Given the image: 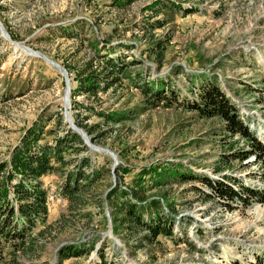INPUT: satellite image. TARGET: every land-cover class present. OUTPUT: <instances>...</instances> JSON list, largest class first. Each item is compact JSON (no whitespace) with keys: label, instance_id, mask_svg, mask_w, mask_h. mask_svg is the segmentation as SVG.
I'll return each mask as SVG.
<instances>
[{"label":"rangeland","instance_id":"rangeland-1","mask_svg":"<svg viewBox=\"0 0 264 264\" xmlns=\"http://www.w3.org/2000/svg\"><path fill=\"white\" fill-rule=\"evenodd\" d=\"M153 1L119 9L112 0H0L9 37L0 29V163L35 125L57 128L59 135L79 120L95 126V140L86 132V148L67 150L69 162L42 177L49 212L33 229V249L20 246L13 254L18 264H97L101 250L109 264H264V201L244 189L262 191L264 199V159L248 138L231 135L223 119L192 108L200 87L216 82L264 143V0H162L151 17ZM168 2L180 7L167 8ZM147 18L166 24L149 31ZM95 37L115 48L103 54L124 56L129 76L97 98L78 96L75 108L71 96L67 113L74 77L68 72L67 85L59 69L23 47L73 64L92 55L88 43ZM150 81L163 85L169 98L158 102L143 93L142 84ZM54 141L45 134L41 143ZM243 151L249 152L244 159ZM84 157L99 175L74 202L61 186ZM165 167L191 170L194 178L168 182ZM204 178L223 181L243 196L220 197ZM127 200L143 207L147 219L162 213L173 237L151 243L143 238L148 231L114 222ZM65 245L91 249L61 261ZM8 250L2 264H16Z\"/></svg>","mask_w":264,"mask_h":264},{"label":"trees","instance_id":"trees-1","mask_svg":"<svg viewBox=\"0 0 264 264\" xmlns=\"http://www.w3.org/2000/svg\"><path fill=\"white\" fill-rule=\"evenodd\" d=\"M136 0H112V5L119 9L130 7ZM162 0H155L148 9L153 10L151 17H155L161 11ZM170 9H177L178 4L168 2ZM166 24L165 19L153 20L146 19V27L149 31L163 27ZM101 41L104 42L101 46ZM92 55H85L82 60L77 63L69 64V59H64L61 63L67 68L69 74L74 77L75 85L71 86V96L73 107L79 105L76 98L80 95H86L91 98H97L100 91L108 90L113 87L122 77L129 76L130 64L125 62L124 56H112L109 52L103 54L107 49L115 50L108 47L107 42L98 40V37L91 39L88 43ZM160 45V43H157ZM165 44H161L157 57L162 60L163 49ZM135 64L136 62H131ZM151 82V81H150ZM143 93L154 101L160 102L161 98H169L165 87L144 82L141 86ZM170 94L174 91L169 89ZM175 93V92H174ZM173 93V94H174ZM198 102L192 105V108L198 109L203 117H220L225 121L227 131L231 135L240 134L249 139L251 150L264 159V143L256 138L250 131L248 125L241 118L239 110L233 104L231 99L226 96L222 88L213 81L205 83L200 87L198 94ZM115 115H112V117ZM55 118H60L56 113ZM53 118H51L52 120ZM60 123V122H58ZM77 125L83 128L89 136L93 138L94 125H88L83 120L77 121ZM57 128L45 129V124L35 125L30 128L19 144H17L10 155V159L0 163V264L6 260L7 253L12 254L13 263H17L16 254L18 249H33L32 236L33 229L39 222H44L49 212V194L43 189L41 179L43 176L58 172L63 165L69 161L64 157V153L73 149L79 151L84 146V140L80 134L73 129H67L62 135L58 134ZM45 134L54 136V144L49 142L41 143ZM95 140V139H94ZM41 143V144H40ZM86 148V146H84ZM248 151H243L241 158H246ZM92 168L91 173H87V169ZM164 179L168 182L171 180H186L187 177L194 178L193 171L183 173L178 169L164 168ZM216 171H219L217 168ZM99 172L91 163L90 158L84 157L80 162V167L76 170L67 171L64 177V183L61 186V193L71 201H81L82 192L86 191L91 185L93 179L98 177ZM161 175V172L160 174ZM169 177V178H167ZM206 181L217 193L218 196L225 199L234 198L235 196H243L241 192L235 191L230 185L220 180ZM14 181H16L14 183ZM158 181V180H156ZM143 184L144 182H139ZM247 193H255L259 196L260 201L263 192L254 191L250 188H244ZM12 195V196H11ZM256 196V197H257ZM122 208V217H115L114 222L124 221L128 227L148 231L143 236L145 240L151 243L157 241L159 236L168 238L173 237L172 226L169 219H164L162 213L149 214V218L144 216V208L138 206L131 200ZM150 213L149 209H145ZM23 222L19 223L17 219ZM116 231V229H115ZM194 249H198L193 242H189ZM21 246V248H19ZM90 248L82 249L72 245H65L59 250V260L71 257L87 255ZM101 261L97 264H109L106 260L103 250L100 252Z\"/></svg>","mask_w":264,"mask_h":264},{"label":"water","instance_id":"water-1","mask_svg":"<svg viewBox=\"0 0 264 264\" xmlns=\"http://www.w3.org/2000/svg\"><path fill=\"white\" fill-rule=\"evenodd\" d=\"M1 30H2V32L5 33L6 37L9 39V37H8V33H7V31H6V29H5V27H4L3 25L1 26ZM37 52H40V51H37ZM40 53L43 54V55H45V54L42 53V52H40ZM41 57H42L43 59L46 60V58H44L43 56H41ZM53 60H54V59H53ZM54 61H55V60H54ZM56 62H57V61H56ZM57 65H58L59 67L61 66V68H63L64 71H62V70L60 69V72H61V74H62V76H63L64 78H65V77L67 78V79L65 80V82L67 83V81L70 80L67 69H66L63 65H61L60 63H58V62H57ZM69 91H70V97H71V86H69ZM70 102H71V98H70V101H69V105H70ZM69 105L65 107L67 113H68V107H69ZM71 127L73 128V130H75L78 134H80V135L82 136L83 140H84L85 142H87V144L91 142L90 137L87 135L86 131H85L83 128H81V127H79V126H76V125L73 124V123H71Z\"/></svg>","mask_w":264,"mask_h":264},{"label":"bare ground","instance_id":"bare-ground-1","mask_svg":"<svg viewBox=\"0 0 264 264\" xmlns=\"http://www.w3.org/2000/svg\"><path fill=\"white\" fill-rule=\"evenodd\" d=\"M3 24H2V22L0 21V29H1V26H2ZM2 31V30H1ZM3 34L5 35V33L3 32ZM6 36V35H5ZM6 39H8V38H6ZM9 40V39H8ZM14 43V42H13ZM23 47V46H22ZM23 48H25V49H28V51H30V53H36V54H38L40 57L41 56H43L44 58H46V61L47 62H49V64L51 65V66H53V67H55V68H57V69H61L62 71H64L63 70V68H61V66L59 67L58 65H57V63H55L53 60H51V59H49V58H47L46 56H44L43 54H41L40 52H37V51H35V50H32V49H30V48H27V47H23ZM45 60V59H44ZM67 78L65 77V80H66ZM69 81L70 80H68L67 81V85L69 84ZM69 86L70 85H68V89H69ZM69 93H70V91H69ZM69 93H67V95H66V97H65V102H66V104L68 105V103H69V101H70V96H69ZM95 149H99V148H95Z\"/></svg>","mask_w":264,"mask_h":264}]
</instances>
